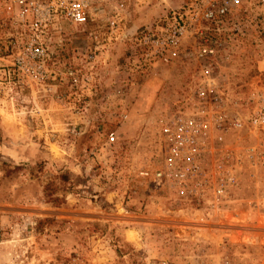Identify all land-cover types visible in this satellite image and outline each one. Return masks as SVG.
<instances>
[{"label":"rangeland","instance_id":"rangeland-1","mask_svg":"<svg viewBox=\"0 0 264 264\" xmlns=\"http://www.w3.org/2000/svg\"><path fill=\"white\" fill-rule=\"evenodd\" d=\"M188 1L136 8L129 34ZM111 5L93 0L96 19L84 27L60 21L30 73L11 65L20 36L0 10V264H264V130L245 124L250 93L264 85V6L237 12L230 27L239 31L219 36L226 48L213 72L242 125L228 135L239 157L235 200L212 211L178 204L140 174L158 161L159 122L189 101L201 57L191 39L153 69L136 67L129 39L94 50L89 32ZM52 179L57 206L43 195ZM43 219L51 221L38 225Z\"/></svg>","mask_w":264,"mask_h":264},{"label":"built area","instance_id":"built-area-1","mask_svg":"<svg viewBox=\"0 0 264 264\" xmlns=\"http://www.w3.org/2000/svg\"><path fill=\"white\" fill-rule=\"evenodd\" d=\"M111 1L104 25L89 32L93 36L90 46L94 50L106 52L115 42L129 39L139 50L135 57L136 67L153 69L169 63L177 55L181 43L191 39L197 57H201L199 75L189 101L159 122L158 161L151 171L142 170L140 174L180 205L190 209L223 210L235 200L233 195L238 185L239 157L229 146L228 135L242 123L227 113L230 95L219 89L213 72L218 56L226 48L219 36L239 31L237 26L230 27L233 15L249 9L258 10L264 6V0H189L176 10L165 12L159 22L132 34L126 26L131 13L155 0ZM92 2L0 0L1 12L14 25L13 36H20L19 41L14 39L11 44L18 50L11 65L25 68L27 73L30 68L35 72L34 69L43 64L48 34L57 29L60 21L84 27L96 19ZM257 72L264 74V56ZM249 98L253 100V109L245 118V124L259 132L264 130V85L251 92ZM114 141L113 132H109L106 142ZM253 148L250 146L245 151L251 156L253 165H260L262 155L259 151L253 152ZM201 264L221 263L206 258Z\"/></svg>","mask_w":264,"mask_h":264},{"label":"trees","instance_id":"trees-1","mask_svg":"<svg viewBox=\"0 0 264 264\" xmlns=\"http://www.w3.org/2000/svg\"><path fill=\"white\" fill-rule=\"evenodd\" d=\"M120 40V41H124ZM55 179H58L60 183L66 182L67 178L64 174H59L58 176L54 177ZM56 189L55 186V180L52 179L48 183H46L43 187V195L46 197V201L50 202L52 205L57 206L58 204L63 202V197H58L56 195H53L54 191ZM50 219H43V220H38L37 224H42V223H47L50 222Z\"/></svg>","mask_w":264,"mask_h":264}]
</instances>
